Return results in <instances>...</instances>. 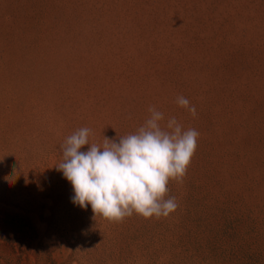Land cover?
<instances>
[{
    "label": "rangeland",
    "instance_id": "374dc122",
    "mask_svg": "<svg viewBox=\"0 0 264 264\" xmlns=\"http://www.w3.org/2000/svg\"><path fill=\"white\" fill-rule=\"evenodd\" d=\"M149 106L200 133L176 211L74 203L65 139ZM0 264H264V0H0Z\"/></svg>",
    "mask_w": 264,
    "mask_h": 264
},
{
    "label": "clouds",
    "instance_id": "9594fccd",
    "mask_svg": "<svg viewBox=\"0 0 264 264\" xmlns=\"http://www.w3.org/2000/svg\"><path fill=\"white\" fill-rule=\"evenodd\" d=\"M175 103L196 116L195 105L183 95ZM148 113L135 132L118 140L104 137L102 146L92 143L87 151L81 149L89 145V128L65 139L56 167L71 183L74 203L91 205L95 216L110 222L134 213L147 219L176 211L179 205L175 196H168V185L183 182L200 133L174 116L166 119L155 106H149Z\"/></svg>",
    "mask_w": 264,
    "mask_h": 264
}]
</instances>
